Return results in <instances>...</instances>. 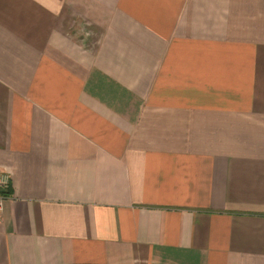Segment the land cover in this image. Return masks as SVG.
<instances>
[{
  "label": "crops",
  "instance_id": "obj_1",
  "mask_svg": "<svg viewBox=\"0 0 264 264\" xmlns=\"http://www.w3.org/2000/svg\"><path fill=\"white\" fill-rule=\"evenodd\" d=\"M0 171V264H264V0H0Z\"/></svg>",
  "mask_w": 264,
  "mask_h": 264
},
{
  "label": "built area",
  "instance_id": "obj_2",
  "mask_svg": "<svg viewBox=\"0 0 264 264\" xmlns=\"http://www.w3.org/2000/svg\"><path fill=\"white\" fill-rule=\"evenodd\" d=\"M10 183V175L9 173L0 171V189H5L7 185ZM4 197V193H0V220H1V211H2V200Z\"/></svg>",
  "mask_w": 264,
  "mask_h": 264
},
{
  "label": "trees",
  "instance_id": "obj_3",
  "mask_svg": "<svg viewBox=\"0 0 264 264\" xmlns=\"http://www.w3.org/2000/svg\"><path fill=\"white\" fill-rule=\"evenodd\" d=\"M7 192V190H5V189H0V193H6Z\"/></svg>",
  "mask_w": 264,
  "mask_h": 264
},
{
  "label": "rangeland",
  "instance_id": "obj_4",
  "mask_svg": "<svg viewBox=\"0 0 264 264\" xmlns=\"http://www.w3.org/2000/svg\"><path fill=\"white\" fill-rule=\"evenodd\" d=\"M81 32H83V31L81 30Z\"/></svg>",
  "mask_w": 264,
  "mask_h": 264
}]
</instances>
